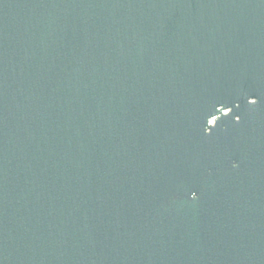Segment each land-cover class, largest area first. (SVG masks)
<instances>
[{
	"label": "water",
	"instance_id": "water-1",
	"mask_svg": "<svg viewBox=\"0 0 264 264\" xmlns=\"http://www.w3.org/2000/svg\"><path fill=\"white\" fill-rule=\"evenodd\" d=\"M0 264H264V0H0Z\"/></svg>",
	"mask_w": 264,
	"mask_h": 264
}]
</instances>
